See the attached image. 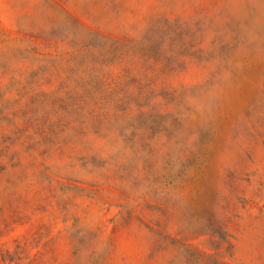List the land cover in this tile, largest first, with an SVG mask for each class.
Segmentation results:
<instances>
[{
    "label": "rangeland",
    "instance_id": "374dc122",
    "mask_svg": "<svg viewBox=\"0 0 264 264\" xmlns=\"http://www.w3.org/2000/svg\"><path fill=\"white\" fill-rule=\"evenodd\" d=\"M0 264H264V0H0Z\"/></svg>",
    "mask_w": 264,
    "mask_h": 264
}]
</instances>
